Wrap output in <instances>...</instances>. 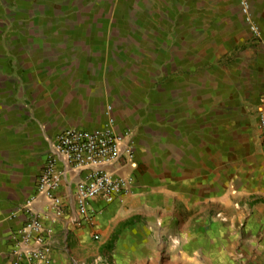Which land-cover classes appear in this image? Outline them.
I'll use <instances>...</instances> for the list:
<instances>
[{
  "label": "crops",
  "instance_id": "obj_1",
  "mask_svg": "<svg viewBox=\"0 0 264 264\" xmlns=\"http://www.w3.org/2000/svg\"><path fill=\"white\" fill-rule=\"evenodd\" d=\"M17 2L20 9L61 8L49 22L23 20L16 28L37 31L30 38L35 45L56 42L61 51L53 62L77 66L51 67L50 95L24 93L15 110L6 106L12 94L0 87V264H13L15 238L27 219L23 205L36 194L56 135L108 122L134 143V162L119 171L130 179L129 191L111 204L91 202L90 221L76 209V175L62 176L57 194L64 213L55 221L39 195L32 207L51 230V264H264V150L257 128L264 0H249L258 41L237 0ZM181 29L193 31L195 49L181 51ZM83 41L86 48L79 47ZM180 60L181 102L150 101L155 89L145 78L155 69L146 65ZM159 73L176 83L174 74ZM172 84L160 90L174 92ZM182 223L188 229L181 231Z\"/></svg>",
  "mask_w": 264,
  "mask_h": 264
},
{
  "label": "built area",
  "instance_id": "obj_2",
  "mask_svg": "<svg viewBox=\"0 0 264 264\" xmlns=\"http://www.w3.org/2000/svg\"><path fill=\"white\" fill-rule=\"evenodd\" d=\"M251 34L258 41L259 30L252 22L249 0H237ZM257 128L264 150V92L257 107ZM134 162L131 135L118 134L112 123L92 129L68 128L60 131L50 145L43 169L36 181V194L24 205L27 219L18 230L11 253L13 264H51L47 237L40 212L32 204L41 195L53 221L62 217L64 206L57 194L65 174L76 175L74 195L78 214L90 221L95 214L91 202L101 199L111 204L129 191L130 179L120 170ZM97 238V236H95Z\"/></svg>",
  "mask_w": 264,
  "mask_h": 264
},
{
  "label": "rangeland",
  "instance_id": "obj_3",
  "mask_svg": "<svg viewBox=\"0 0 264 264\" xmlns=\"http://www.w3.org/2000/svg\"><path fill=\"white\" fill-rule=\"evenodd\" d=\"M0 87L5 90V96L9 95V92L12 94L7 99V105L9 109L15 110L18 107V103L21 101V95L24 93H29L30 95L35 96V98H40L43 96L50 95V91L55 87V84L52 83L55 78L53 77V72L56 68L51 67H59L60 65H65L66 69H75L77 66L76 62H68V63H60L53 62L56 57V53L61 51L60 47L57 46L56 42L48 43L49 41L43 40L39 44V46L34 44L30 38L34 37L33 34H37V31H30L26 26V32H21L16 28V22L18 21H26V22H35L39 20H45L44 22H49L51 19L46 17H58L61 16V8L53 7V8H45L38 7L34 5H28L26 9L19 8V3L17 0H0ZM46 12H50L45 14ZM26 17V18H25ZM46 18V19H44ZM15 22V23H14ZM22 25V24H20ZM52 25V23L47 24L48 28ZM189 30V29H188ZM190 32L184 34L183 29H181V51H186L193 48V39ZM190 33V34H189ZM185 35V36H184ZM189 35V36H188ZM190 41L189 45L183 47V41ZM87 42V40H86ZM85 41L81 42L79 47L86 48ZM192 42V43H191ZM200 43H205L204 40H201ZM48 44V45H47ZM50 44V45H49ZM113 44V43H112ZM202 44V45H203ZM201 46V45H199ZM182 51V52H183ZM195 58V57H194ZM181 63L180 61H167V62H149V65H146V68L149 70L152 66L154 67L153 74L146 73V78L148 83L153 84V88L155 89V93L150 95V101L153 103H169V102H181ZM189 60H186V63H189ZM223 66H226V62H222ZM138 64V63H137ZM136 63L130 64V69L135 71L137 68ZM144 64V63H143ZM111 65L108 64L105 68L108 70V67ZM113 66V65H112ZM203 67L202 69H204ZM104 69V70H105ZM167 69V70H166ZM158 70L168 71L170 75L173 76L176 81L172 84L168 77H160V73L157 74ZM106 71V70H105ZM150 72V71H149ZM5 78L3 77V74ZM129 74V71H128ZM141 74V73H140ZM52 75V77H50ZM222 77V78H221ZM223 75L219 74L218 80L223 79ZM2 78V79H1ZM50 78V82L49 79ZM173 79V80H174ZM2 82H7V84L2 85ZM125 84V83H124ZM134 84H138L134 83ZM169 84L171 86H175V91H161L160 86L164 85L168 87ZM73 88L75 87L72 86ZM165 89V88H164ZM74 90V89H73ZM176 90H180V92H176ZM47 93V94H46ZM39 100V99H38ZM1 102H4L3 100ZM5 110V109H4ZM2 112V110H0ZM12 111L7 110L5 114H11ZM4 114V115H5ZM2 117H0L1 119ZM182 223L181 231L188 229V224ZM95 260V259H93ZM108 260V259H107ZM94 262V261H92Z\"/></svg>",
  "mask_w": 264,
  "mask_h": 264
},
{
  "label": "flooded vegetation",
  "instance_id": "obj_4",
  "mask_svg": "<svg viewBox=\"0 0 264 264\" xmlns=\"http://www.w3.org/2000/svg\"><path fill=\"white\" fill-rule=\"evenodd\" d=\"M262 89H263V90H262ZM262 89H261V92H259L258 102H259V99H260L262 93L264 92V87H263Z\"/></svg>",
  "mask_w": 264,
  "mask_h": 264
}]
</instances>
